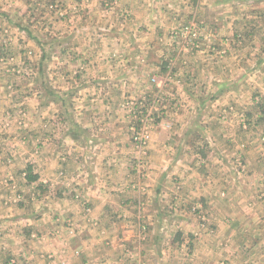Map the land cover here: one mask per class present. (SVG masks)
<instances>
[{
    "label": "rangeland",
    "instance_id": "obj_1",
    "mask_svg": "<svg viewBox=\"0 0 264 264\" xmlns=\"http://www.w3.org/2000/svg\"><path fill=\"white\" fill-rule=\"evenodd\" d=\"M176 1L0 0V264H264V0Z\"/></svg>",
    "mask_w": 264,
    "mask_h": 264
},
{
    "label": "crops",
    "instance_id": "obj_2",
    "mask_svg": "<svg viewBox=\"0 0 264 264\" xmlns=\"http://www.w3.org/2000/svg\"><path fill=\"white\" fill-rule=\"evenodd\" d=\"M172 5L177 4L176 0H171ZM182 4L186 2V4L183 5L184 10L183 12L192 19L195 18L196 15L199 16L200 22L203 24V27L205 30L208 28L210 29L209 32H206L208 37H210L212 42H215V38L217 36H220L221 34H231L232 36L237 35V32L232 33H226L222 32L218 26L220 24H223L224 22L228 21L227 19L223 18L222 16H217L215 11V4L214 0H181ZM175 3V4H174ZM204 11L206 13H204ZM214 15H213V14ZM0 18H5L4 16H0ZM204 23H203V22ZM234 23V21H233ZM205 33V32H204ZM249 35V34H247ZM229 44V43H228ZM211 51H215V46H211ZM205 52H208L209 50L205 49ZM210 59H213V56H207ZM185 80L190 78L188 75L183 77ZM187 79V80H188ZM185 80L183 81V84L185 85ZM190 82V81H189ZM5 87V83H2L0 81V87ZM5 90L2 88L0 90V179H6L7 176H9V164L6 160L7 153H6V147L3 145H8L9 143V105L6 103V95L4 94ZM231 99V98H230ZM53 169L55 171H58L61 167L60 166H53ZM44 170H47L45 168ZM59 174H62L60 172ZM50 180V179H48ZM75 210V209H74ZM72 210V212H74ZM75 214V212H74ZM69 216V213L68 215ZM93 219L97 218L99 220L98 216H93ZM9 241V240H8ZM57 240H54L47 248L48 252H54L56 255L60 252L62 255H64V258H68V256L71 254L75 256V251L80 250L81 257L79 260L86 258V256H94L101 258L102 264H117L119 260L124 258H129L131 262H133V258H136L133 254H138L137 252H129V244L126 243L125 240H111L107 241L106 244L110 245V248L108 251H106L104 248H102V245H99L98 241L96 242L93 238L92 232L89 231V233L84 234L81 237H78L74 240H70L67 245H63V243L56 242ZM64 242V241H63ZM130 242V241H129ZM97 246H100L101 252L96 253L98 250ZM101 253H104L101 255ZM108 255V256H107ZM140 255V253H139ZM138 255V256H139ZM132 256V257H131ZM105 258H107V261L104 262ZM131 264V263H130Z\"/></svg>",
    "mask_w": 264,
    "mask_h": 264
}]
</instances>
